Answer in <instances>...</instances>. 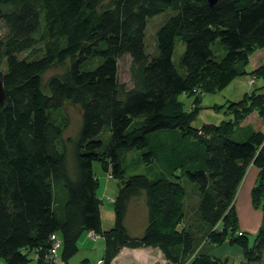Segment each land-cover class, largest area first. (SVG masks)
<instances>
[{
  "label": "trees",
  "instance_id": "16d2710c",
  "mask_svg": "<svg viewBox=\"0 0 264 264\" xmlns=\"http://www.w3.org/2000/svg\"><path fill=\"white\" fill-rule=\"evenodd\" d=\"M167 11L173 15L157 30L152 56L147 23ZM0 24V260L46 264L56 234L67 261L83 232L94 231L105 242L104 264L125 247L158 248L169 264H229L203 248L224 243L239 247L242 264H264V132L237 136L251 113L264 121V85L209 106L224 111L221 123L193 125L207 93L246 75L264 80V65L247 70L264 48V0H0ZM177 39L186 45L183 72L173 60ZM216 41L226 51L220 59ZM124 55L131 88L119 83ZM67 101L82 113L71 156ZM136 151L149 174H127ZM95 162L119 181L110 230L102 227ZM251 165L259 169L251 202L263 213L252 244L235 211ZM144 195L148 223L131 236L129 203Z\"/></svg>",
  "mask_w": 264,
  "mask_h": 264
},
{
  "label": "rangeland",
  "instance_id": "374dc122",
  "mask_svg": "<svg viewBox=\"0 0 264 264\" xmlns=\"http://www.w3.org/2000/svg\"><path fill=\"white\" fill-rule=\"evenodd\" d=\"M6 8V7H5ZM173 13L171 11L164 12L154 18H150L147 23L146 28V37H145V44H146V52L150 55H156L158 53L157 46H156V33L159 27L170 17ZM4 28L0 24V36L4 34ZM213 52L215 54V57L217 59L222 58L226 51L224 48L220 45L219 41H216L212 45ZM186 50V45L183 41L177 39L175 44V50L173 55V60L178 69L182 71L180 66L181 58ZM119 65V83L122 85H125L126 88H131L132 81H131V72H130V66H131V58L128 55H124L121 59L118 61ZM67 65L62 67H53L52 69L48 70L45 73V78H49L54 74L61 73ZM3 68V66H2ZM229 87V88H228ZM223 91H218L215 93H207L205 95V98L202 101V106L204 108L200 110V113H198L196 119L193 122V125L196 127L202 126L204 123H212V124H219L225 119L224 111H216L212 108H209V106H213L215 103H223L226 101L227 96L233 95V92H236V87L232 84L228 86ZM225 96V97H224ZM224 98V100H223ZM237 98H239L237 96ZM241 98V97H240ZM180 100H182L186 107L189 108V103L191 99H188L186 96L181 95ZM64 115L67 116L69 119L67 129L64 132L63 135V141L65 143L66 151L68 152V156H71L72 149L70 147L69 139L74 137L81 126V109L79 105L67 101L64 103ZM139 160V152H130L127 156V174L128 175H134V174H149V168L148 166L144 164H138ZM94 171L98 178L100 179V188L98 190V196L102 199L101 202V212H102V218H103V227L106 230H110L115 225V212H114V205L113 200L111 202L110 194L112 197H115L118 193L119 189V181L115 178L108 180L106 182V179L108 177V173L104 172L101 168V165L99 162L94 163ZM111 177V176H110ZM242 187V186H241ZM189 190V188H188ZM195 201V199H194ZM193 201V202H194ZM191 201L189 202V204ZM236 203V202H235ZM237 215L238 211L235 210ZM189 215H192L191 220L195 222V215L192 213ZM238 215V220H239ZM148 223V208L146 204V197L140 196L137 198H133L128 207L127 217H126V226L128 229V232L131 236H142L145 230V227ZM240 224V222H239ZM99 242H103V240L99 239ZM254 242V238L252 235H250V244ZM210 248H208V247ZM205 247V246H204ZM206 251L214 252L215 254L222 255L223 258H227L229 261V264H242L241 259V250L237 246H231L228 243H224L223 245L212 247L209 245H206ZM144 255H148L149 262H154V264H158V261H162L163 257L162 254L158 251L153 252V250L148 249L142 250ZM241 255V257H240ZM61 261H63L62 258H60ZM3 263V260H0V264ZM29 264H32L30 262Z\"/></svg>",
  "mask_w": 264,
  "mask_h": 264
},
{
  "label": "crops",
  "instance_id": "0c3cea01",
  "mask_svg": "<svg viewBox=\"0 0 264 264\" xmlns=\"http://www.w3.org/2000/svg\"><path fill=\"white\" fill-rule=\"evenodd\" d=\"M263 65H264V48H261L254 51L251 54L247 65V70L248 72H252L262 67ZM251 76L252 75H246L235 79L231 84L232 86L234 85L238 90H236V92H233L234 93L233 95H229L227 97L224 96L226 100L227 99L239 100L246 93L264 85V80L256 78V75L252 77ZM251 79H254L253 83H251ZM237 96L239 98H237ZM252 130L254 131L260 130L264 132V121L260 118V116L256 112L251 113L243 121L241 125V129L238 131L237 136L240 139H245ZM258 176H259V169L254 165H251L247 171L245 179L242 182L241 185L242 187H240L235 201L236 202L235 208L238 211V215L240 217L239 228L241 231L247 232L249 235H255L258 232L262 224V218H263L262 211L254 208L251 202V192L257 182ZM108 180L110 179H106V182L109 183ZM115 197H112L110 194L109 199L111 200V202L112 200H114ZM101 216H102V212H101ZM102 227H103V218H102ZM103 229L106 230L104 227ZM99 239L103 240V242L102 243L99 242L98 241ZM78 247H79L78 252L67 261L60 260L61 258V253H60L58 264H99L98 261L104 258L105 255L104 239L101 237H98L96 239L92 238L90 236V231L83 232V234L81 235L78 241ZM203 248L207 250L206 247ZM148 249L153 250V252L158 251L162 254V252L158 248L147 247V248L130 249L125 247L112 260L111 264H154V262L157 261L149 262L148 255L143 254L142 250L148 251ZM162 257L163 260L160 262L158 261V264H169L167 259L163 256V254ZM2 264L5 263L3 262ZM32 264H36V263L32 261Z\"/></svg>",
  "mask_w": 264,
  "mask_h": 264
},
{
  "label": "built area",
  "instance_id": "2783aa9c",
  "mask_svg": "<svg viewBox=\"0 0 264 264\" xmlns=\"http://www.w3.org/2000/svg\"><path fill=\"white\" fill-rule=\"evenodd\" d=\"M253 82L254 79L251 80V83ZM90 236L95 239L100 237L94 231H90ZM50 243H51V247L46 257V264H58L60 252L63 247V241L60 236L56 234H52L50 236ZM99 264H103V262H99Z\"/></svg>",
  "mask_w": 264,
  "mask_h": 264
},
{
  "label": "water",
  "instance_id": "95a60500",
  "mask_svg": "<svg viewBox=\"0 0 264 264\" xmlns=\"http://www.w3.org/2000/svg\"><path fill=\"white\" fill-rule=\"evenodd\" d=\"M207 2L209 3V5L214 6L219 2V0H207ZM4 99H5V91L2 80L0 78V104L4 102Z\"/></svg>",
  "mask_w": 264,
  "mask_h": 264
},
{
  "label": "bare ground",
  "instance_id": "6f19581e",
  "mask_svg": "<svg viewBox=\"0 0 264 264\" xmlns=\"http://www.w3.org/2000/svg\"><path fill=\"white\" fill-rule=\"evenodd\" d=\"M110 176H111V175H110ZM110 176L108 177V179H112ZM98 262H103V264H104V262H105V261H104V258H103V259H101V260H100V261H98Z\"/></svg>",
  "mask_w": 264,
  "mask_h": 264
}]
</instances>
